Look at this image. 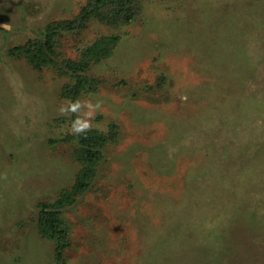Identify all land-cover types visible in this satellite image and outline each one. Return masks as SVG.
<instances>
[{"label": "rangeland", "instance_id": "rangeland-1", "mask_svg": "<svg viewBox=\"0 0 264 264\" xmlns=\"http://www.w3.org/2000/svg\"><path fill=\"white\" fill-rule=\"evenodd\" d=\"M86 2L0 0V264H60L38 203L81 168L58 111L75 100L115 136L61 209L66 264H264V0H139L129 22L59 31L53 64L8 53ZM103 35L72 98L64 62Z\"/></svg>", "mask_w": 264, "mask_h": 264}, {"label": "trees", "instance_id": "trees-1", "mask_svg": "<svg viewBox=\"0 0 264 264\" xmlns=\"http://www.w3.org/2000/svg\"><path fill=\"white\" fill-rule=\"evenodd\" d=\"M140 9L139 0H87L72 20L50 22L45 27L42 40L29 39L24 44L9 48L8 53L15 57L25 56L34 68L40 69L43 65L55 62L53 56L59 31L84 27L90 19L111 25L129 22L140 12ZM118 39V35L100 36L81 50L80 59L65 60V68L74 75V83L66 90L72 98L79 96L85 88L95 86L96 80L83 74V71L88 69L90 62L108 56ZM114 136V132L106 135L95 129L77 136L78 147L75 152L81 168L75 182L69 189H62L54 202L38 203V231L43 236L55 239L54 257L60 264H66L63 251L68 246V228L61 217V209L87 187L89 180L95 174L96 162L103 157L104 145Z\"/></svg>", "mask_w": 264, "mask_h": 264}, {"label": "clouds", "instance_id": "clouds-1", "mask_svg": "<svg viewBox=\"0 0 264 264\" xmlns=\"http://www.w3.org/2000/svg\"><path fill=\"white\" fill-rule=\"evenodd\" d=\"M181 99H186V97H181ZM100 107V101L92 103L87 100L68 101L66 105H61L58 110L61 115L74 116V119L71 120L70 125L66 129V134L80 136L91 131L94 114Z\"/></svg>", "mask_w": 264, "mask_h": 264}]
</instances>
